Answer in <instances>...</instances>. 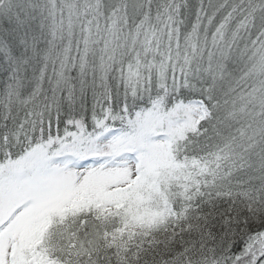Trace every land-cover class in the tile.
Listing matches in <instances>:
<instances>
[{"label":"snow or ice","instance_id":"obj_1","mask_svg":"<svg viewBox=\"0 0 264 264\" xmlns=\"http://www.w3.org/2000/svg\"><path fill=\"white\" fill-rule=\"evenodd\" d=\"M0 264H264V0H0Z\"/></svg>","mask_w":264,"mask_h":264}]
</instances>
